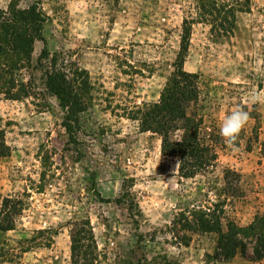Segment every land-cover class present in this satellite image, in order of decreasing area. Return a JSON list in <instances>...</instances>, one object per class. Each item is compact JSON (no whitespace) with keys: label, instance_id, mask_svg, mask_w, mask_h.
<instances>
[{"label":"rangeland","instance_id":"1","mask_svg":"<svg viewBox=\"0 0 264 264\" xmlns=\"http://www.w3.org/2000/svg\"><path fill=\"white\" fill-rule=\"evenodd\" d=\"M34 1L47 18L46 46L72 63L85 108L71 140L55 98L0 95V264H70V223L84 220L99 264L264 261H216L219 236L191 232L181 216L196 222L225 199V229L264 216V101L253 99L264 91V0H20L19 8ZM185 18L195 24L184 69L201 76L206 124L220 135L233 110L250 114L238 150L222 138L215 168L191 180L133 116L160 99ZM44 47L36 42L33 66ZM227 170L239 175L228 181L236 198L224 192Z\"/></svg>","mask_w":264,"mask_h":264},{"label":"trees","instance_id":"2","mask_svg":"<svg viewBox=\"0 0 264 264\" xmlns=\"http://www.w3.org/2000/svg\"><path fill=\"white\" fill-rule=\"evenodd\" d=\"M20 0H12L8 8L0 9V95L19 101L45 95L55 98L65 110L64 127L74 139L73 124L84 112V101L78 82L72 76V63L63 53H51L43 36L46 16L41 3L34 1L28 8H19ZM194 19L182 22L180 50L175 70L168 78L158 102L137 107L134 118L143 132L160 140L161 154L178 161L180 179L191 180L204 175L216 166V145L222 137L209 126L200 106L203 99L201 76L184 69L188 55ZM44 42L35 66L32 55L36 42ZM31 72L29 79L26 74ZM42 89V91H39ZM224 192L238 197V187L228 185L230 178L239 175L227 170ZM233 176V177H232ZM229 200V199H227ZM227 200L212 203L200 211L196 222L182 214L193 233H215L219 236L216 261H228L238 254L255 262L264 259V216H257L245 229L228 221L224 228ZM194 225V226H193ZM70 264H99L98 245L90 222L70 223Z\"/></svg>","mask_w":264,"mask_h":264},{"label":"clouds","instance_id":"3","mask_svg":"<svg viewBox=\"0 0 264 264\" xmlns=\"http://www.w3.org/2000/svg\"><path fill=\"white\" fill-rule=\"evenodd\" d=\"M253 99L257 102L264 101V91L256 93ZM249 119L250 114L242 108L233 110L223 119L220 127V135L224 139L225 144L234 151L238 150L236 146ZM260 264H264V261L260 262Z\"/></svg>","mask_w":264,"mask_h":264}]
</instances>
